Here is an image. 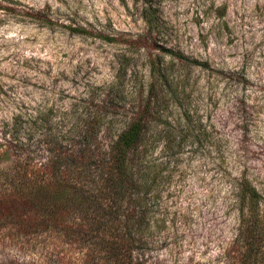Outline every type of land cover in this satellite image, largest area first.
<instances>
[{
    "label": "rangeland",
    "instance_id": "1",
    "mask_svg": "<svg viewBox=\"0 0 264 264\" xmlns=\"http://www.w3.org/2000/svg\"><path fill=\"white\" fill-rule=\"evenodd\" d=\"M158 6L159 42L143 49L135 43L147 33L141 0H0V154L12 129L45 158L43 131L76 134L89 113L122 112L156 59L167 65L177 101L169 111L175 127L158 132L177 138L171 150L162 142L154 151L162 194L143 264H237L245 227L234 185L242 179L263 197L256 227L264 264V0ZM169 49L198 64L172 63ZM125 125L116 116L114 128ZM10 234L0 232V264H75L70 245L23 250Z\"/></svg>",
    "mask_w": 264,
    "mask_h": 264
},
{
    "label": "trees",
    "instance_id": "2",
    "mask_svg": "<svg viewBox=\"0 0 264 264\" xmlns=\"http://www.w3.org/2000/svg\"><path fill=\"white\" fill-rule=\"evenodd\" d=\"M158 1L141 0L147 33L135 42L140 48L154 49L159 42ZM38 18L53 25L48 16ZM64 28L86 34L82 27ZM166 52L172 63L198 64L180 51ZM149 67V78L132 87L138 94L133 92L134 102L122 112L89 113L76 134L43 131L41 150L49 147L45 158L35 156L29 150L30 140L15 129L5 134L0 154V232H11L10 245L22 244L23 250L37 243L70 245L75 264H143L142 251L155 235L156 202L162 194L154 151L162 142L165 151L171 150L177 138L158 132L160 126L175 127L169 111L177 101L168 89L173 85L168 67L151 57ZM110 115L123 117L125 127L115 129ZM234 194L245 227L238 237L242 250L236 263L261 264L256 224L261 221L263 197L247 179L236 181Z\"/></svg>",
    "mask_w": 264,
    "mask_h": 264
}]
</instances>
